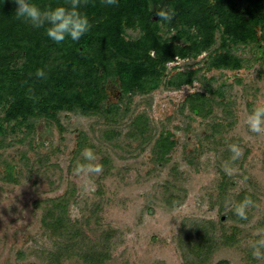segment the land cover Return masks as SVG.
<instances>
[{
  "label": "rangeland",
  "instance_id": "obj_1",
  "mask_svg": "<svg viewBox=\"0 0 264 264\" xmlns=\"http://www.w3.org/2000/svg\"><path fill=\"white\" fill-rule=\"evenodd\" d=\"M240 52L247 59L238 71L208 69L201 56L185 62L199 69L193 84L168 88L164 77L157 89L124 99L114 121L67 111L58 113L59 124L38 121L32 139L40 143L38 154L49 155V175L24 164L22 151L30 162L36 157L27 141L0 138V174L3 158L18 161L19 169L16 182L0 178V264L43 263L41 250L53 241L42 225L44 207H35L34 201L72 188L77 201L71 200V217L82 218L99 203L101 227L118 230L107 264H188L192 257L182 247L186 234L196 223L211 221L218 247L206 264H246L248 252L264 240V132H252L245 122L253 106L264 101V59ZM208 80L214 92L206 93V109L184 108ZM138 114L147 117L146 138L126 134ZM214 122H221L220 134L206 137ZM107 130L118 134L106 139ZM163 131L172 133L175 144L160 161L154 144ZM81 135L94 144L87 148L96 154L93 163L101 165V172H76ZM230 145L240 150L236 159ZM241 191L252 201L244 218L230 212ZM226 234L233 237L225 243ZM260 251L255 259L264 264V248ZM68 264L82 263L70 259Z\"/></svg>",
  "mask_w": 264,
  "mask_h": 264
},
{
  "label": "trees",
  "instance_id": "obj_2",
  "mask_svg": "<svg viewBox=\"0 0 264 264\" xmlns=\"http://www.w3.org/2000/svg\"><path fill=\"white\" fill-rule=\"evenodd\" d=\"M245 1L250 4L243 11L240 2L231 8L222 0H117L113 5L104 3V0H83L81 11L89 18L91 28L78 41L66 38L56 43L45 35L43 28H33L15 17L14 0H0L1 140H7L11 135L20 136L16 137L17 141H27L36 157L30 162V157L22 151L24 164L30 170L35 164L37 170L49 175V155L38 154L40 143L36 140L35 144L32 139L38 129L37 122L54 120L59 124L60 111L96 114L106 121H114L123 108L121 103L103 101L107 94L106 79L112 78L124 92H132V95L157 89L164 77L165 86L179 88L194 81L199 70L167 73L165 63L177 55L196 56L203 51H208V69H240L247 59L240 52L242 45L258 39L255 26L261 28L264 39V0ZM36 2L44 7L50 3H66L67 0ZM158 7L172 8L176 13L174 19L171 22L155 20L153 17ZM134 30L138 35L133 36L131 32ZM217 40L221 44L216 47ZM220 48L235 52L224 53ZM263 57L261 54L260 58ZM37 69H43L45 77H37ZM210 82L207 81L203 92H192L183 107L199 112L205 110L206 93L214 92ZM220 125L221 122H214L211 131H206V137L217 138ZM130 127L127 136L146 138L147 117L136 115ZM117 134L107 130L102 135L107 139ZM171 136L170 131H163L157 137L154 144L156 159H167L164 155L175 144ZM215 141L220 142V139ZM85 147H94V144L87 136L81 135L75 156H79ZM2 160L4 170L0 178L16 182L18 161ZM83 163L86 161L81 156L79 165ZM75 191L72 188L59 196L34 201L35 207H44L42 225L53 241L51 248L41 250L42 264H68L70 259L82 264H107L112 258L113 238L118 230L101 227L99 203L94 204L89 213L86 211L82 218L71 217V200L77 201ZM168 197L173 198V195ZM249 199L250 195L241 191L230 210L231 215L236 214L237 205ZM216 231L212 221L196 223L190 229L182 243L186 255L192 257L188 264L208 262L218 247ZM231 237L233 235L226 234L224 242H229ZM247 256L246 264H258L252 251Z\"/></svg>",
  "mask_w": 264,
  "mask_h": 264
},
{
  "label": "clouds",
  "instance_id": "obj_3",
  "mask_svg": "<svg viewBox=\"0 0 264 264\" xmlns=\"http://www.w3.org/2000/svg\"><path fill=\"white\" fill-rule=\"evenodd\" d=\"M83 0H67L66 3L49 4L41 7L36 0H14L16 5L15 17L18 20L30 24L33 28H43L45 35L56 43L63 42L66 38L72 41H78L91 28V23L87 15L81 11L80 5ZM214 2V0H210ZM104 3L113 5L117 0H104ZM155 15L163 22H171L176 13L170 7H158L155 9ZM37 77H45L43 69H37ZM245 122L248 128L255 133L264 132V101L257 102L252 110L247 114ZM230 151L233 153L232 159L239 157L240 150L235 145H230ZM82 156L86 163L78 165L76 172L79 173H99L102 167L96 161L97 157L91 148L82 149ZM225 171L231 174L227 167ZM87 188V185L85 186ZM252 201L245 200L243 204L237 205L235 213L241 218L245 217V208ZM259 247L253 246V255L260 256V248H264V240L257 242Z\"/></svg>",
  "mask_w": 264,
  "mask_h": 264
},
{
  "label": "flooded vegetation",
  "instance_id": "obj_4",
  "mask_svg": "<svg viewBox=\"0 0 264 264\" xmlns=\"http://www.w3.org/2000/svg\"><path fill=\"white\" fill-rule=\"evenodd\" d=\"M223 1V4L226 5V6H230L231 8H235L236 7V4H238V2H240V7L241 9L244 11V9L246 7H249V1H245V3L243 2V0H222ZM156 5V4H155ZM235 5V6H234ZM155 20L158 18L156 15H154L153 17ZM172 29H174L172 27ZM254 29H256V34L258 36V39L255 40V41H250L247 45H242L241 47V51H244V50H247L250 54V57H252V55L254 54V57L255 59H264L263 58H260V55L262 54L264 56V39L262 38V30L260 27L255 26ZM135 33V36L138 35V31L134 30L133 31ZM165 35V34H164ZM168 35H172V33H169ZM261 36V37H260ZM186 45H188L187 42H185ZM220 40H217V43L215 44V46H220ZM224 51V53H233L235 52V50H227V49H223V48H220ZM218 49V50H220ZM154 52V51H153ZM152 53L155 54V53ZM203 57V61H207L208 62V51H203L201 52L200 54H197L196 56H193V55H187L186 57H180L179 55L175 56L173 59L167 61L165 63V67H166V72L168 73H174V72H178L179 70H186V71H195L198 69V67L196 68H191V66L189 65H185V62H188L190 60H197V58L199 57ZM248 56V55H246ZM247 58V57H246ZM182 61V63L180 62ZM207 65V64H206ZM245 65H243L240 69L244 68ZM211 69H217V70H231V71H238L240 69H231V68H211ZM199 70V69H198ZM198 72V71H196ZM195 81V80H194ZM192 81L191 83H184L182 84L179 88L181 89V87H185L186 85H190V84H193ZM104 87H105V91H106V97L103 101H106L108 104H111V103H121L122 104V101L124 99H126L127 97H132L134 95H136L138 92L136 93H133V95L131 93H126L124 92L121 87H120V84H117L115 82V80H113L112 78H108L106 79L105 83H104Z\"/></svg>",
  "mask_w": 264,
  "mask_h": 264
}]
</instances>
